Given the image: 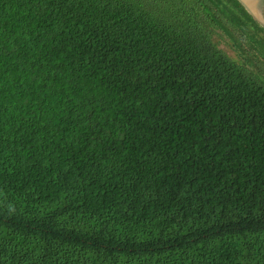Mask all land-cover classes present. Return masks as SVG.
Returning <instances> with one entry per match:
<instances>
[{"label": "trees", "instance_id": "obj_1", "mask_svg": "<svg viewBox=\"0 0 264 264\" xmlns=\"http://www.w3.org/2000/svg\"><path fill=\"white\" fill-rule=\"evenodd\" d=\"M257 9L0 0V264H264Z\"/></svg>", "mask_w": 264, "mask_h": 264}, {"label": "rangeland", "instance_id": "obj_2", "mask_svg": "<svg viewBox=\"0 0 264 264\" xmlns=\"http://www.w3.org/2000/svg\"><path fill=\"white\" fill-rule=\"evenodd\" d=\"M219 46L221 49H223L225 52H227L228 55H230L232 57H237V53L235 50H233L232 44L229 43L226 38H225V40H223L222 42L219 43Z\"/></svg>", "mask_w": 264, "mask_h": 264}, {"label": "water", "instance_id": "obj_3", "mask_svg": "<svg viewBox=\"0 0 264 264\" xmlns=\"http://www.w3.org/2000/svg\"><path fill=\"white\" fill-rule=\"evenodd\" d=\"M243 2V4L248 7V9L254 14L257 15L260 18L259 11L257 9V1L258 0H240Z\"/></svg>", "mask_w": 264, "mask_h": 264}, {"label": "flooded vegetation", "instance_id": "obj_4", "mask_svg": "<svg viewBox=\"0 0 264 264\" xmlns=\"http://www.w3.org/2000/svg\"><path fill=\"white\" fill-rule=\"evenodd\" d=\"M262 1H263V0H258L256 4H257V5L259 4V6H260V4H262Z\"/></svg>", "mask_w": 264, "mask_h": 264}]
</instances>
